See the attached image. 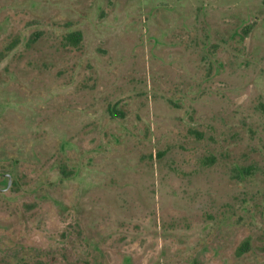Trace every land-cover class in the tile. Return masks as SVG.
I'll return each mask as SVG.
<instances>
[{"label": "rangeland", "instance_id": "rangeland-1", "mask_svg": "<svg viewBox=\"0 0 264 264\" xmlns=\"http://www.w3.org/2000/svg\"><path fill=\"white\" fill-rule=\"evenodd\" d=\"M0 264H264V0H0Z\"/></svg>", "mask_w": 264, "mask_h": 264}, {"label": "flooded vegetation", "instance_id": "flooded-vegetation-1", "mask_svg": "<svg viewBox=\"0 0 264 264\" xmlns=\"http://www.w3.org/2000/svg\"><path fill=\"white\" fill-rule=\"evenodd\" d=\"M4 176H5V178H7V185H6V186H10L9 182H11V181H10V180H11V175H9V174H5ZM4 176H3V177H4Z\"/></svg>", "mask_w": 264, "mask_h": 264}, {"label": "trees", "instance_id": "trees-1", "mask_svg": "<svg viewBox=\"0 0 264 264\" xmlns=\"http://www.w3.org/2000/svg\"><path fill=\"white\" fill-rule=\"evenodd\" d=\"M243 248H244V244H243ZM243 248H241V250H243ZM241 250H240V251H241Z\"/></svg>", "mask_w": 264, "mask_h": 264}, {"label": "water", "instance_id": "water-1", "mask_svg": "<svg viewBox=\"0 0 264 264\" xmlns=\"http://www.w3.org/2000/svg\"><path fill=\"white\" fill-rule=\"evenodd\" d=\"M9 184H10V182H9Z\"/></svg>", "mask_w": 264, "mask_h": 264}]
</instances>
